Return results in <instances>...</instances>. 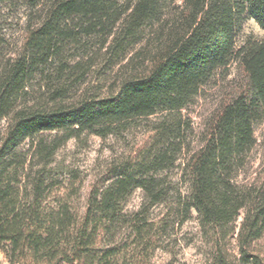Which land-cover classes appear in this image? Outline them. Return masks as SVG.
<instances>
[{
	"label": "trees",
	"instance_id": "obj_1",
	"mask_svg": "<svg viewBox=\"0 0 264 264\" xmlns=\"http://www.w3.org/2000/svg\"><path fill=\"white\" fill-rule=\"evenodd\" d=\"M178 2V3H177ZM22 11L0 43V253L7 264H173L182 228L201 264H264V0H0ZM104 96L81 92L98 65ZM230 64L245 84L198 130L188 112ZM74 90V91H73ZM141 127L143 141L87 185L68 142ZM139 194V203L130 207ZM190 242V241H189Z\"/></svg>",
	"mask_w": 264,
	"mask_h": 264
},
{
	"label": "rangeland",
	"instance_id": "obj_2",
	"mask_svg": "<svg viewBox=\"0 0 264 264\" xmlns=\"http://www.w3.org/2000/svg\"><path fill=\"white\" fill-rule=\"evenodd\" d=\"M178 3V2H177ZM23 22V12L9 10L0 5V43L8 50H12L18 42L21 24ZM247 37L254 39H264L262 32L253 21L243 23L239 35L238 44ZM92 73L87 76L86 83L76 87L75 92H71L69 98L74 100L81 92H89L104 96L105 90L113 78L114 70L100 67L99 64L91 69ZM245 80L241 71L235 64H230L226 69L212 79L205 86L194 105L188 110L192 115L198 130H202L210 115L218 108L224 99L231 98L244 87ZM73 90V91H74ZM141 127L130 130L118 137H111L100 140L95 137L83 138L78 144L70 141L59 152L58 159L70 163L76 168L81 176L85 177L83 195L87 191L90 182L110 161L127 155L136 145H139L144 137ZM254 137L256 147L252 155V170L264 168V120L254 127ZM139 203V194H135L130 207H136ZM195 229V224H186L179 234V248L177 258L173 264H201L203 260L204 248L199 242H191L189 233ZM190 241V242H189ZM264 251V238L260 242ZM157 264H164L168 261L167 255L158 253ZM0 264H7L0 253Z\"/></svg>",
	"mask_w": 264,
	"mask_h": 264
}]
</instances>
